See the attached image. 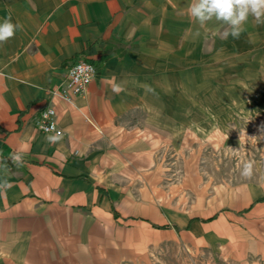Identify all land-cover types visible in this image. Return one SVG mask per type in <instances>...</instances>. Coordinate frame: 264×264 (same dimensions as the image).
<instances>
[{
  "label": "crops",
  "instance_id": "1",
  "mask_svg": "<svg viewBox=\"0 0 264 264\" xmlns=\"http://www.w3.org/2000/svg\"><path fill=\"white\" fill-rule=\"evenodd\" d=\"M187 3L0 0V22L22 25L0 45V181L11 184L0 195V264H123L165 246L264 264V196L241 186L186 203L166 197L160 155L177 138L129 118L152 114L170 77L225 40L217 22L194 38ZM80 59L97 76L66 102L57 91ZM50 107L63 132L55 144L36 125Z\"/></svg>",
  "mask_w": 264,
  "mask_h": 264
},
{
  "label": "rangeland",
  "instance_id": "2",
  "mask_svg": "<svg viewBox=\"0 0 264 264\" xmlns=\"http://www.w3.org/2000/svg\"><path fill=\"white\" fill-rule=\"evenodd\" d=\"M159 105L129 116L177 138L161 154L163 195L188 202L197 194H224L248 186L264 196V24L245 26L238 38L211 41L207 57L189 73L171 76ZM252 164L250 177L242 175ZM264 201V197L261 198ZM227 251L165 246L123 264H252Z\"/></svg>",
  "mask_w": 264,
  "mask_h": 264
},
{
  "label": "clouds",
  "instance_id": "3",
  "mask_svg": "<svg viewBox=\"0 0 264 264\" xmlns=\"http://www.w3.org/2000/svg\"><path fill=\"white\" fill-rule=\"evenodd\" d=\"M186 9L191 21L198 25L193 33L194 38L200 35L199 29L207 30L210 22L227 26L220 34L222 39H227L229 36L238 38L250 18L257 25L264 24V0H188ZM17 30H22V25L13 23L10 16L5 17L0 22V45L13 38ZM114 91L119 93L122 89L116 87ZM49 115L54 113L45 112V118ZM44 131L55 133L46 135L45 139L48 143L55 144L62 140V134L56 131L54 125L44 128ZM261 131L264 132V128ZM10 158L17 167L23 165V156L20 153H14ZM251 174L252 164L246 163L242 175L250 177ZM10 187L11 184L7 180L0 181V195H5Z\"/></svg>",
  "mask_w": 264,
  "mask_h": 264
},
{
  "label": "built area",
  "instance_id": "4",
  "mask_svg": "<svg viewBox=\"0 0 264 264\" xmlns=\"http://www.w3.org/2000/svg\"><path fill=\"white\" fill-rule=\"evenodd\" d=\"M96 76V66L85 59H80L68 68L65 80L59 87L57 94L64 101L72 102L76 97L83 96L87 93L89 86L95 80ZM45 112L54 113V115H49L45 118ZM36 125L44 133H46L44 128L54 125L56 131L63 134L57 123V112L54 107L43 110L37 119Z\"/></svg>",
  "mask_w": 264,
  "mask_h": 264
}]
</instances>
